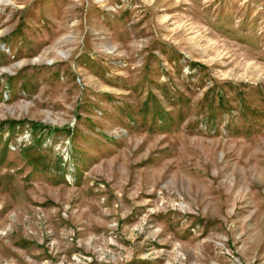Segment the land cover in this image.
Segmentation results:
<instances>
[{
	"label": "rangeland",
	"instance_id": "rangeland-1",
	"mask_svg": "<svg viewBox=\"0 0 264 264\" xmlns=\"http://www.w3.org/2000/svg\"><path fill=\"white\" fill-rule=\"evenodd\" d=\"M0 264H264V0H0Z\"/></svg>",
	"mask_w": 264,
	"mask_h": 264
}]
</instances>
